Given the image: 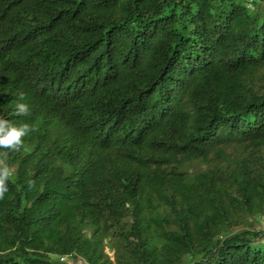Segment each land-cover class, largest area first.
Listing matches in <instances>:
<instances>
[{
    "label": "trees",
    "instance_id": "trees-1",
    "mask_svg": "<svg viewBox=\"0 0 264 264\" xmlns=\"http://www.w3.org/2000/svg\"><path fill=\"white\" fill-rule=\"evenodd\" d=\"M0 116V264H264V0H0Z\"/></svg>",
    "mask_w": 264,
    "mask_h": 264
},
{
    "label": "clouds",
    "instance_id": "clouds-1",
    "mask_svg": "<svg viewBox=\"0 0 264 264\" xmlns=\"http://www.w3.org/2000/svg\"><path fill=\"white\" fill-rule=\"evenodd\" d=\"M20 101H23V93L20 94ZM16 114L27 117L31 114L30 106L24 102L16 105ZM29 122L14 124L0 116V149L19 151L24 146V138L30 133L37 131ZM8 151H0V200H3L8 192V184L14 178L15 171L7 163ZM35 186L34 180L28 181V188Z\"/></svg>",
    "mask_w": 264,
    "mask_h": 264
},
{
    "label": "rangeland",
    "instance_id": "rangeland-1",
    "mask_svg": "<svg viewBox=\"0 0 264 264\" xmlns=\"http://www.w3.org/2000/svg\"><path fill=\"white\" fill-rule=\"evenodd\" d=\"M262 225L264 226V221H262ZM67 261L71 262V260L68 258Z\"/></svg>",
    "mask_w": 264,
    "mask_h": 264
}]
</instances>
